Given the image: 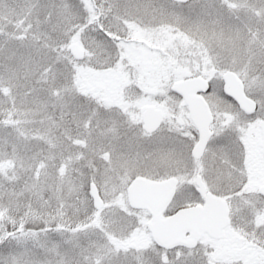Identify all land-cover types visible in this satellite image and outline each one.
<instances>
[{
    "label": "snow or ice",
    "instance_id": "6c2138e0",
    "mask_svg": "<svg viewBox=\"0 0 264 264\" xmlns=\"http://www.w3.org/2000/svg\"><path fill=\"white\" fill-rule=\"evenodd\" d=\"M0 264H264V0H0Z\"/></svg>",
    "mask_w": 264,
    "mask_h": 264
}]
</instances>
